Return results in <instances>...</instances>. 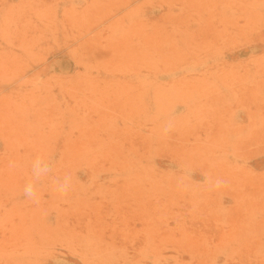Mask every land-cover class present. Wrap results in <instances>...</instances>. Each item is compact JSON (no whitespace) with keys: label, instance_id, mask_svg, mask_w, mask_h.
Here are the masks:
<instances>
[{"label":"rangeland","instance_id":"1","mask_svg":"<svg viewBox=\"0 0 264 264\" xmlns=\"http://www.w3.org/2000/svg\"><path fill=\"white\" fill-rule=\"evenodd\" d=\"M0 264H264V0H0Z\"/></svg>","mask_w":264,"mask_h":264},{"label":"clouds","instance_id":"2","mask_svg":"<svg viewBox=\"0 0 264 264\" xmlns=\"http://www.w3.org/2000/svg\"><path fill=\"white\" fill-rule=\"evenodd\" d=\"M49 171L48 167L45 165L41 167V162L37 160L33 165V173L34 176L39 179V177ZM71 186V177L65 176L62 183L58 185V191L66 194ZM23 194L26 198L35 199L36 198V190L33 182H29L25 185L23 189Z\"/></svg>","mask_w":264,"mask_h":264}]
</instances>
